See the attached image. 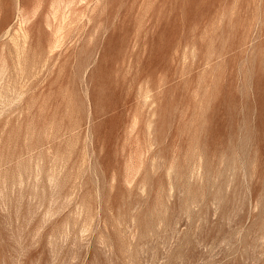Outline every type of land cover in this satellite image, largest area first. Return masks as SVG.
<instances>
[{
    "label": "rangeland",
    "instance_id": "1",
    "mask_svg": "<svg viewBox=\"0 0 264 264\" xmlns=\"http://www.w3.org/2000/svg\"><path fill=\"white\" fill-rule=\"evenodd\" d=\"M262 233L264 0H0V264H264Z\"/></svg>",
    "mask_w": 264,
    "mask_h": 264
},
{
    "label": "bare ground",
    "instance_id": "2",
    "mask_svg": "<svg viewBox=\"0 0 264 264\" xmlns=\"http://www.w3.org/2000/svg\"><path fill=\"white\" fill-rule=\"evenodd\" d=\"M71 3H72V2H71ZM78 4H79V3H78ZM80 4H81V3H80ZM68 5H69V4H68ZM89 5H90V4H89ZM70 6H71V5H70ZM72 6H73V5H72ZM77 6H78V5H77ZM65 7H66V6H65ZM76 8H77V7H76ZM87 8H88V7H87ZM87 8H86V9H87ZM67 9H68V8H67ZM63 11H64V10H63ZM63 11H62V12H63ZM65 12H66V11H65ZM65 12H64V13H65ZM54 13H55V12H54ZM56 13H57V12H56ZM84 18H85V17H84ZM68 20H69V18H68ZM53 21H54V20H53ZM66 21H67V20H66ZM66 21H65V22H66ZM21 22H22V21H21ZM25 22H26V21H25ZM25 22H24V23H25ZM19 24H20V22H19ZM27 24H28V23H27ZM23 26H24V25H23ZM16 31H17V30H16ZM16 31H15V32H16ZM18 31H21V30H18ZM58 31H59V29H58ZM15 32H14V33H15ZM15 35H16V34H15ZM18 35H19V34H18ZM18 35H17V36H18ZM17 36H16V37H17ZM23 39H24V38H23ZM23 39H22V40H23ZM25 39H26V38H25ZM19 40H20V38H19ZM19 40H18V42H19ZM15 41H16V40H15ZM13 42H14V41H13ZM16 42H17V41H16ZM57 42H58V41H57ZM23 43H24V41H23ZM15 45H16V44H15ZM16 46H18V45H16ZM22 46H23V45H22ZM25 46H27V45H25ZM25 46H24V47H25ZM19 48H20V47H19ZM18 67H19V66H18ZM19 69H20V68H19ZM20 70H21V69H20ZM20 73H21V72H20ZM19 89H20V88H19ZM22 90H23V89H22ZM5 93H6V92H5ZM12 93H13V91H12ZM3 97H4V96H3ZM262 231H263V229H262ZM262 231H260V232H262ZM262 234H263V233H262ZM263 235H264V234H263ZM259 236H260V235H259ZM261 236H262V235H261ZM260 238H261V237H260ZM262 238H264V236H263ZM262 241H263V239H262Z\"/></svg>",
    "mask_w": 264,
    "mask_h": 264
}]
</instances>
